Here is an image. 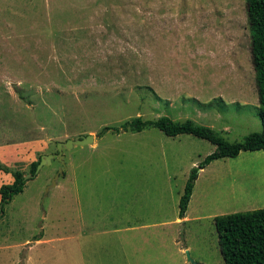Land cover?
I'll return each mask as SVG.
<instances>
[{
	"label": "rangeland",
	"instance_id": "1",
	"mask_svg": "<svg viewBox=\"0 0 264 264\" xmlns=\"http://www.w3.org/2000/svg\"><path fill=\"white\" fill-rule=\"evenodd\" d=\"M162 115L261 131L245 0H0V164L29 173L94 136L63 148L46 194L56 158L0 210V264H224L214 219L264 208V150L198 169L179 218L215 145L113 130Z\"/></svg>",
	"mask_w": 264,
	"mask_h": 264
},
{
	"label": "trees",
	"instance_id": "2",
	"mask_svg": "<svg viewBox=\"0 0 264 264\" xmlns=\"http://www.w3.org/2000/svg\"><path fill=\"white\" fill-rule=\"evenodd\" d=\"M246 15L250 36L251 63L255 72L259 117L262 129L247 135L242 141H228L212 127L200 125L192 119L174 120L167 115L154 119H143L135 116L125 120L113 130L141 132L147 128H157L167 136L191 134L206 139L215 145V150L208 154L202 162L192 168L190 177L179 198V218H183L192 193L197 170L207 166L218 158L236 157L241 151L264 150V0H245ZM111 129L104 127L102 132ZM40 157L29 164L28 172L33 173ZM10 172L13 181L0 186V210L12 200L13 196L22 192L26 180V171L5 168ZM215 228L219 234V245L224 264H264V208L251 211L234 212L216 216Z\"/></svg>",
	"mask_w": 264,
	"mask_h": 264
},
{
	"label": "water",
	"instance_id": "3",
	"mask_svg": "<svg viewBox=\"0 0 264 264\" xmlns=\"http://www.w3.org/2000/svg\"><path fill=\"white\" fill-rule=\"evenodd\" d=\"M93 139H94L93 134H87L86 136H79V137H76L74 139H67L63 142L62 141L56 142L57 152L41 155L40 160H39L38 164L36 165L35 171L33 173H26L24 176V179L27 180L28 178L36 175L38 173V171L44 165L50 164L52 159L56 158L63 165V168L58 169L57 173L54 175V177L51 180V184L46 187V189H45V194H46V191L49 189V187L55 186L57 184L58 177L63 176V174H64L65 166H64L63 152H62L63 148H71L74 145L83 146V145H86V144H89L90 142H92ZM186 257H187V260L191 262V264H197L196 262H194L192 260L188 251H186Z\"/></svg>",
	"mask_w": 264,
	"mask_h": 264
},
{
	"label": "crops",
	"instance_id": "4",
	"mask_svg": "<svg viewBox=\"0 0 264 264\" xmlns=\"http://www.w3.org/2000/svg\"><path fill=\"white\" fill-rule=\"evenodd\" d=\"M0 176L4 179L5 177H7V179L9 180L8 182L9 183H11L12 181H13V178H12V176H10V174H9V176L7 175V174H2V173H0ZM3 182L2 181H0V185L2 184ZM185 217V216H184ZM183 217V218H184ZM41 241H44L43 239H41V238H39L36 242H41Z\"/></svg>",
	"mask_w": 264,
	"mask_h": 264
}]
</instances>
